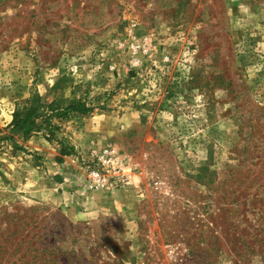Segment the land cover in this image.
<instances>
[{"label":"rangeland","instance_id":"374dc122","mask_svg":"<svg viewBox=\"0 0 264 264\" xmlns=\"http://www.w3.org/2000/svg\"><path fill=\"white\" fill-rule=\"evenodd\" d=\"M0 264H264V0H0Z\"/></svg>","mask_w":264,"mask_h":264},{"label":"built area","instance_id":"2783aa9c","mask_svg":"<svg viewBox=\"0 0 264 264\" xmlns=\"http://www.w3.org/2000/svg\"><path fill=\"white\" fill-rule=\"evenodd\" d=\"M131 48L134 51H148L147 45L143 43H132ZM80 169L75 178L76 187L85 193L123 188L133 177L128 160L110 146L93 149L89 160L83 161Z\"/></svg>","mask_w":264,"mask_h":264},{"label":"trees","instance_id":"16d2710c","mask_svg":"<svg viewBox=\"0 0 264 264\" xmlns=\"http://www.w3.org/2000/svg\"><path fill=\"white\" fill-rule=\"evenodd\" d=\"M69 111H79L80 113H86L89 111V109H87L84 104H78L77 106H74V105H69L67 107H65V109L63 111H60L57 114V117L59 118H63L67 115V113ZM35 115V111H33L32 109H28L24 115V117H21V118H17V121L16 124L20 123V122H26L28 120L31 119L32 116ZM61 154H68V153H65L64 151V146H61Z\"/></svg>","mask_w":264,"mask_h":264},{"label":"crops","instance_id":"0c3cea01","mask_svg":"<svg viewBox=\"0 0 264 264\" xmlns=\"http://www.w3.org/2000/svg\"><path fill=\"white\" fill-rule=\"evenodd\" d=\"M53 173H55V171Z\"/></svg>","mask_w":264,"mask_h":264}]
</instances>
